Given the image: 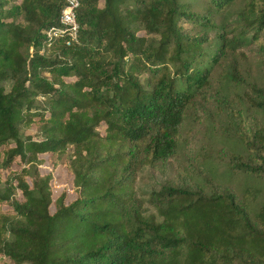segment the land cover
<instances>
[{
  "label": "trees",
  "instance_id": "16d2710c",
  "mask_svg": "<svg viewBox=\"0 0 264 264\" xmlns=\"http://www.w3.org/2000/svg\"><path fill=\"white\" fill-rule=\"evenodd\" d=\"M80 1L77 39L48 45L64 0H0V264H264V86L228 167L250 183L136 186L223 59L264 49V0ZM45 153L74 199L54 197Z\"/></svg>",
  "mask_w": 264,
  "mask_h": 264
},
{
  "label": "rangeland",
  "instance_id": "374dc122",
  "mask_svg": "<svg viewBox=\"0 0 264 264\" xmlns=\"http://www.w3.org/2000/svg\"><path fill=\"white\" fill-rule=\"evenodd\" d=\"M253 84L264 86V49L248 46L230 52L215 68L210 86L184 120L176 153L139 168L138 193L144 195L166 183L192 184L204 175L236 187L250 183L251 178L231 175L228 167L237 155L252 150L247 144L248 137L251 128H258L261 122L250 104ZM41 157L44 158L41 171L53 174L54 197L65 191L67 201L74 199V175L63 165L54 167L47 153ZM253 165L259 163L253 161Z\"/></svg>",
  "mask_w": 264,
  "mask_h": 264
},
{
  "label": "built area",
  "instance_id": "2783aa9c",
  "mask_svg": "<svg viewBox=\"0 0 264 264\" xmlns=\"http://www.w3.org/2000/svg\"><path fill=\"white\" fill-rule=\"evenodd\" d=\"M65 5L61 11L57 23L48 27L46 36L48 45H52L57 38L66 37L67 42L71 43L73 39H77L79 31V22L77 9L79 8L80 0H64Z\"/></svg>",
  "mask_w": 264,
  "mask_h": 264
}]
</instances>
